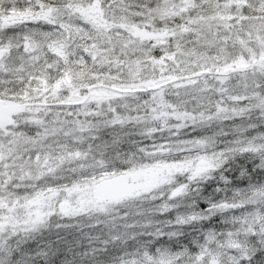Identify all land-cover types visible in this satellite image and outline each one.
I'll list each match as a JSON object with an SVG mask.
<instances>
[{
    "label": "snow or ice",
    "instance_id": "1",
    "mask_svg": "<svg viewBox=\"0 0 264 264\" xmlns=\"http://www.w3.org/2000/svg\"><path fill=\"white\" fill-rule=\"evenodd\" d=\"M0 264H264V0H0Z\"/></svg>",
    "mask_w": 264,
    "mask_h": 264
}]
</instances>
